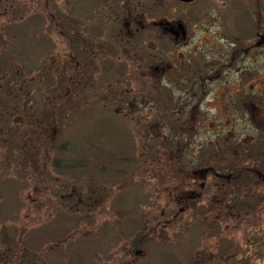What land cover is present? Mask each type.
Wrapping results in <instances>:
<instances>
[{
	"label": "rangeland",
	"instance_id": "374dc122",
	"mask_svg": "<svg viewBox=\"0 0 264 264\" xmlns=\"http://www.w3.org/2000/svg\"><path fill=\"white\" fill-rule=\"evenodd\" d=\"M193 4L171 3L169 9L188 18L196 31L212 26L204 35L211 42L207 50H215L217 43V51L225 52L224 42L213 32L226 30L229 22L235 32L241 23L264 27V13L257 15L262 0ZM80 5L79 0L73 9ZM148 8L154 16L163 6L155 2ZM67 9L72 7L65 0H0V264H245L248 252H260L264 246V181L217 173L231 158L238 162L232 148H239L226 139L219 147L206 144L215 135L210 125L199 132L202 141L148 143L140 138L147 137V127L135 129L133 115L115 113L109 96L117 88L114 82L101 81L98 90V82L91 81L90 92L80 81L74 87L66 59L67 34L84 27L81 17H69ZM72 39L82 44L80 35ZM105 41L109 47L111 40ZM258 49L230 62L235 71L227 84L211 83L213 102L204 101L203 112L217 114L211 110L218 100L215 86L221 92L227 86L244 93L252 84L255 92L249 100L258 102V90L264 91V44ZM55 54L60 58L58 75L51 66ZM199 56L201 62L207 58L203 51ZM241 63L249 68L243 78L236 72ZM256 74H263L260 81ZM133 84L143 88L142 82ZM136 112L140 120L143 116ZM110 125H124L116 140L130 151L128 160L111 158L116 144L109 137L97 141L108 145L107 155L86 151L84 160L58 158L56 150L63 142L79 147L93 127ZM233 127L239 137L257 134L239 120ZM258 136L257 149L264 147L263 134ZM55 160L76 170L57 168ZM78 162H85L86 171L77 170L82 169ZM241 181L244 187L234 188L233 183ZM144 231L149 237L140 243L137 257L130 252L133 233Z\"/></svg>",
	"mask_w": 264,
	"mask_h": 264
},
{
	"label": "flooded vegetation",
	"instance_id": "af4514ba",
	"mask_svg": "<svg viewBox=\"0 0 264 264\" xmlns=\"http://www.w3.org/2000/svg\"><path fill=\"white\" fill-rule=\"evenodd\" d=\"M65 1L72 7L66 10V14L73 16L71 18L81 17L84 27V30L76 33L62 32L70 40L66 59L72 66L69 80L74 87L77 88L74 82L80 81L90 92L94 83L91 81L98 82V90L101 81L108 79L114 82L117 88L113 96H109L113 100L115 113L125 118L133 115L135 129L147 127V137L141 135L140 138L148 143L157 145L171 142L177 145L185 141H202L198 134L210 125L215 128V135L206 138L209 140L206 144L219 147L218 143L226 139L239 148H232L235 153L232 157L238 162L234 163L231 158L218 169L222 173H217L247 178L248 181L250 178L264 181V147L257 149L262 138L258 135L261 132L264 136V91L258 90V102H254L249 100L250 94L255 92L252 84L242 91L244 93L229 90L227 86L221 92L215 86L213 91L217 92L218 100L211 110L217 114L212 117L203 112L204 101L209 99V102H213L210 98L211 83L224 81L227 84L228 77L235 71H231L233 62L245 59L251 50L258 51V46L264 44V36L261 38L264 27L259 26L258 22L252 27H244L241 23L235 26L239 30L235 32L229 22L226 30L213 32L220 38V44L222 41L225 44V52H218L217 43L215 50L205 47L211 44L208 37H204L211 25L204 26L203 30L197 27L199 31H196L188 25V18H183L181 14L177 16L175 10L169 9L171 3L192 6L198 0L192 4L174 0H80L81 5L76 8L81 9H73L79 0ZM155 2H160L163 9L153 16L148 7ZM181 13L185 14V11L181 9ZM257 13H264V0L262 5H258ZM200 22L203 24V21ZM71 32L72 36H81L82 44L74 42L72 36L70 39ZM198 34H202V37ZM194 35L198 36L197 43L193 41ZM242 36L246 37L245 41L241 40ZM107 37L111 40L109 47L105 44ZM201 51L207 56L203 62L199 60ZM53 56L52 70L58 75L57 63L60 58L56 54ZM240 65L236 72L243 78L244 71L249 68L246 69L242 63ZM262 77L263 74H258V81ZM134 82H142L143 88L138 89ZM217 107L222 110L217 111ZM136 111L143 116L140 120H136ZM237 120L252 127L250 131L255 130L257 134L252 137V134L245 132L239 137V133L233 131ZM213 175L217 177L216 173ZM242 182L233 183L234 188L244 187ZM238 183L241 187H238ZM260 249V252H248L245 264H264V246Z\"/></svg>",
	"mask_w": 264,
	"mask_h": 264
},
{
	"label": "bare ground",
	"instance_id": "6f19581e",
	"mask_svg": "<svg viewBox=\"0 0 264 264\" xmlns=\"http://www.w3.org/2000/svg\"><path fill=\"white\" fill-rule=\"evenodd\" d=\"M119 124V123H117ZM115 125V124H114ZM112 126V125H110ZM119 126H112L111 128L108 126H95L93 127V133L92 135H90V137H88L87 139H82L84 142L82 144H80V146L78 147V144L76 142H66L65 145H63L62 147H59L56 151H58V158L60 159H65V158H80V160H84L83 158L86 156L87 152H95L98 154H102L107 152V150L109 148H106L105 151V147L108 146L104 143H99L97 141L101 140L104 137H109L111 140L114 141V143L116 144L115 146H113L114 150L110 149L112 152H110V156L113 160H128L129 158H127V151L128 153L130 152L127 147H125L126 145L123 143H119L118 144V140H116V136H118V131H119ZM100 129H104L106 130V132H110L109 135H105L103 136L102 133H100L98 130ZM78 136H80L79 134H77ZM123 138V137H121ZM104 145V146H103ZM77 146V147H75ZM101 147V149H100ZM103 148V150H102ZM87 151V152H86ZM114 152V153H113ZM57 161V160H55ZM76 162V161H75ZM81 164L82 169L81 171H86L85 169V162H78ZM60 165L66 166L67 171H70L68 169L71 170H76L74 168H70L68 163H62V161H58L57 166L59 167ZM81 166H78L77 168H80ZM84 168V169H83ZM59 171H63V170H59ZM66 170H64V172L67 173ZM71 173V172H68Z\"/></svg>",
	"mask_w": 264,
	"mask_h": 264
},
{
	"label": "trees",
	"instance_id": "16d2710c",
	"mask_svg": "<svg viewBox=\"0 0 264 264\" xmlns=\"http://www.w3.org/2000/svg\"><path fill=\"white\" fill-rule=\"evenodd\" d=\"M63 145H65V144H62L59 147H62ZM57 164H58V161H55V167L58 168ZM133 237L134 238H133L132 241H134L135 243H134L133 248L130 250V252H133V253L135 252V256L137 255V257H138L139 256L138 255L139 254L138 252H140L141 249H142V247H140V243H145L146 244L145 239H148L149 236H147L146 233H145V231H144V232H142L139 235L137 233H135V234L133 233ZM125 252L126 253H129V250H126ZM166 258H169V256H166Z\"/></svg>",
	"mask_w": 264,
	"mask_h": 264
},
{
	"label": "water",
	"instance_id": "95a60500",
	"mask_svg": "<svg viewBox=\"0 0 264 264\" xmlns=\"http://www.w3.org/2000/svg\"><path fill=\"white\" fill-rule=\"evenodd\" d=\"M179 1H183V2H187V3H189V2H192V1H194V0H179Z\"/></svg>",
	"mask_w": 264,
	"mask_h": 264
}]
</instances>
